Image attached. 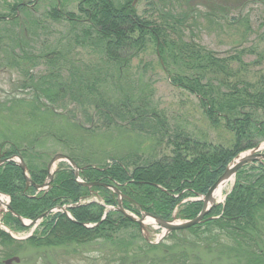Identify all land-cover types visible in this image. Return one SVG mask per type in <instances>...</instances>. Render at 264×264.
I'll list each match as a JSON object with an SVG mask.
<instances>
[{"label": "trees", "instance_id": "trees-1", "mask_svg": "<svg viewBox=\"0 0 264 264\" xmlns=\"http://www.w3.org/2000/svg\"><path fill=\"white\" fill-rule=\"evenodd\" d=\"M33 2L21 4L18 1L11 5L0 1V23L16 26L20 21L17 14H29L32 10L29 5ZM76 2L79 8L87 7L82 12L84 23L74 20L70 13H63L60 7L52 11L53 7L48 12L49 19L53 22L65 20L79 26L83 41L90 40V44L100 46L108 58L107 62L114 64L128 63L152 43L169 83L195 96L209 124L215 127L223 121L234 139L230 147L225 148L194 141L179 131L167 141L171 146L169 156L143 163H138V155L133 156L136 159L133 163L126 164L123 158H110L102 166L83 159L84 163H80V158L70 153L67 156L84 168L80 173L84 182L117 186L123 195L122 207L136 216L151 214L169 220L174 215L180 220L194 219L202 209V202L197 198L207 193L237 155L253 149L258 141L264 139V76L255 80L257 73L252 74L253 64L243 60L247 53L244 49L221 58L195 43L193 31L187 27L188 22L192 21V15L211 18V14L202 16L197 10L175 12L173 5L165 0ZM240 19L231 18L228 25H235ZM77 31L73 28V33ZM83 41L76 44H84ZM14 45L19 44L15 42ZM1 46L4 44L0 38ZM134 51L136 53L132 54ZM26 54L21 55L25 58ZM253 77L255 81H252ZM37 84H40V93L50 105L65 97L61 87L55 91L44 85L41 79ZM23 102L17 101L13 106ZM48 104L41 103L40 107L55 115L54 108L49 109ZM37 108L33 107V110ZM138 110L146 114L143 107H136L131 112L138 113ZM37 135L41 134H36L29 141L4 136L0 140V154L21 157L32 183L40 185L46 179L47 161L52 157L47 151L52 148L45 149L44 145H39ZM0 193L9 196L11 210L21 218L34 221L49 212L27 241L13 240L0 230V264L13 252L17 253L21 246L46 250L100 242L112 248L113 263L121 264L125 258H129V262L133 258L131 263H137L139 259L133 252L134 245L138 250L137 244H142L147 250L165 249L162 242L157 245L146 242L137 225L124 219L117 211H108L102 219L107 207L117 206V196L103 187L79 185L73 170L65 163L58 165L48 190L40 192H36L32 185L25 186L22 171L16 164L5 163L0 167ZM89 194H94L98 202L81 203ZM59 207L67 208L74 222L60 212H51ZM0 220L13 231L26 228L10 212L1 214ZM80 224L96 226L87 229ZM183 233L200 239L197 246L202 247L203 254L215 252L219 255L214 257L212 264H221V256L235 264H264V162L249 163L238 170L223 204L216 205L200 224L167 236ZM129 253L132 254L130 257L124 255ZM194 261L198 262L197 255L183 259V262L174 260L172 264H191Z\"/></svg>", "mask_w": 264, "mask_h": 264}, {"label": "rangeland", "instance_id": "rangeland-1", "mask_svg": "<svg viewBox=\"0 0 264 264\" xmlns=\"http://www.w3.org/2000/svg\"><path fill=\"white\" fill-rule=\"evenodd\" d=\"M0 1L11 5L18 1L21 4L34 1L29 5L32 9L29 14H17L20 21L16 26L0 23V38L4 44L0 47V140L11 136L29 141L36 134H41L37 135L39 145H44L45 149L52 148L47 151L48 155L63 153L67 156L70 153L80 161L88 160L90 164L99 166L110 158H123L129 164L136 161L134 155L139 156L138 163L169 156L171 146L167 141L179 131L197 142L225 148L233 143V133L225 128L223 121L218 126H211L198 99L169 83L152 43L128 63L114 64L107 62L108 58L100 46L90 44V40L83 41L79 26L68 24L65 20L53 22L48 17L53 7L52 11L60 7L63 13H70L74 20L84 23L82 12L87 8L86 4H83L84 8H79L76 0ZM165 1L173 5L175 12L197 10L202 16L211 14V18L192 15V21L188 22L187 27H191L195 43L221 58L244 49L248 54L243 55V60L253 64L252 74L257 73L255 80L264 76V0ZM238 17L240 22L228 25L231 18ZM73 28L78 31L73 33ZM82 41L84 44H76ZM15 42L19 45L15 46ZM23 53L28 55L24 58ZM17 57L18 61L13 59ZM39 79L54 90L61 87L65 97L59 98L55 105L48 104L40 93ZM255 80L253 77L252 81ZM17 101L24 102L14 107ZM71 101L73 103H69ZM39 103H47V107H53L56 114L44 110ZM33 107L38 108L33 110ZM136 107L146 109V114L139 110L132 114ZM58 139L61 141L58 142ZM261 145H264V139L258 141L255 148ZM260 153H264V149ZM232 183L224 188L221 199L216 198V204H223ZM80 202H98V198L89 194ZM5 204H0L3 214L7 211ZM108 211L112 210L106 208V213ZM129 215L138 219L142 217ZM176 219L177 222L187 221ZM24 222L27 224L31 220L24 219ZM37 224L18 231L0 224V230L13 240L24 242L36 232ZM144 224L148 242L156 245L154 242L159 240L162 231L145 221ZM161 242L165 249L147 250L142 244H137L140 247L138 250L134 245L133 252L139 259L136 264H172L174 260L183 262V259L196 255L198 262L191 264H212L214 257H219L215 252L203 254L202 247L197 246L201 243L200 239L192 235L166 236ZM21 247L2 263L121 264L113 263L112 248L100 242L46 250ZM124 255L130 257L132 254ZM221 257V264H235ZM132 261L133 258L130 262L129 258H125L122 264H132Z\"/></svg>", "mask_w": 264, "mask_h": 264}, {"label": "water", "instance_id": "water-1", "mask_svg": "<svg viewBox=\"0 0 264 264\" xmlns=\"http://www.w3.org/2000/svg\"><path fill=\"white\" fill-rule=\"evenodd\" d=\"M261 149V146L256 147L255 149L248 151V152H244L240 155H238L237 157H235V159L226 167L225 171L222 173V175L214 182V184L209 188V190L207 191V193L201 198L202 200V209L199 212V214L190 221H185V222H177L176 219H172L169 221H164L159 219L158 217H155L153 215L150 214H143L141 218H133L132 216H130L121 206V199H123V195L119 192V190L114 187V186H110L107 184H103V183H82L79 181V173L82 172V170L84 168H80L78 166H76V164L67 156L62 155V154H56L54 155L48 162L47 167H46V181L41 184V185H35L32 183V181L30 180L29 176H28V172L26 169V166L23 162V160L21 159V157L19 156H11V157H3V155H0V167L5 164V163H14L16 164L22 171V175L24 177L25 180V186H33L37 191H46L48 190V188L50 187V184L52 182L53 176L55 174V165L57 163L60 162H65L68 165H70V167H72V169L74 170V177H75V181L86 188H91V187H103L106 188L110 191H112L113 193H115L118 196V212L121 213L123 215V217L132 222L135 223L138 227L139 230L142 231L143 233V238L148 241L147 239V230H146V225L144 224V221H150L151 224L158 226L161 230L164 231L163 235L161 238H163L164 236H166L168 233L174 232V231H180V230H186L189 229L195 225H198L202 222V220L204 219V217L216 206V192L218 190V187L220 185H223L225 183H227L228 181L232 180V182H234V177L235 174L238 170H240L242 167H244L245 165L249 164V163H254V162H258V163H262V161L264 160V153H259ZM233 184V183H232ZM2 197H6L4 194L0 193V203L2 202ZM6 209H8L21 223H23V225L25 226H30V225H35L37 224V222L39 220H41L45 215L48 214L44 213L43 215H40L35 221H31L28 222L27 224H25L23 222V219L18 216L17 214H15L11 208L9 204L5 205ZM59 211H61L64 215H66V217L72 221L73 219L69 216L67 210L65 208H59ZM81 226L85 227V228H92L91 226H86L84 224H80Z\"/></svg>", "mask_w": 264, "mask_h": 264}, {"label": "bare ground", "instance_id": "bare-ground-1", "mask_svg": "<svg viewBox=\"0 0 264 264\" xmlns=\"http://www.w3.org/2000/svg\"><path fill=\"white\" fill-rule=\"evenodd\" d=\"M237 173V172H236ZM235 176H236V174H235ZM234 180H235V177H234ZM232 180H230V181H228L227 183H225V184H223V185H220L219 187H218V190H217V192H216V198H219V199H221V193H222V191L224 190V188L228 185V183L229 182H231ZM121 214V213H120ZM122 215V214H121ZM123 216V215H122ZM105 218V217H104ZM103 218V219H104ZM146 223H149V224H151V222L148 220V221H146Z\"/></svg>", "mask_w": 264, "mask_h": 264}]
</instances>
